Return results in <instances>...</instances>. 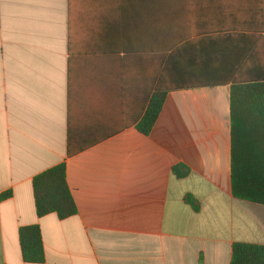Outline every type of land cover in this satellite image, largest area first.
Returning a JSON list of instances; mask_svg holds the SVG:
<instances>
[{"label":"crops","instance_id":"1","mask_svg":"<svg viewBox=\"0 0 264 264\" xmlns=\"http://www.w3.org/2000/svg\"><path fill=\"white\" fill-rule=\"evenodd\" d=\"M182 38L198 86L169 90L144 135ZM258 46L264 0H0V264H31L28 226L39 264H230L235 243L264 246V206L231 180L233 69ZM62 163L78 212L40 218L33 180Z\"/></svg>","mask_w":264,"mask_h":264},{"label":"trees","instance_id":"2","mask_svg":"<svg viewBox=\"0 0 264 264\" xmlns=\"http://www.w3.org/2000/svg\"><path fill=\"white\" fill-rule=\"evenodd\" d=\"M260 47L252 51L242 67L238 63L233 69L238 75L231 83V180L232 193L236 199L264 206V53ZM188 52L189 43L182 38L178 47L168 57L164 69L167 71L171 67L173 74L177 76L170 81L165 79L164 74L162 84L157 85V91L138 126L142 134L149 135L152 132L169 90L198 86V82H192V79L190 81L186 76ZM248 52L250 51L245 49L244 53L240 54L241 62L248 56ZM194 79L202 78L196 76ZM173 172L183 178L188 175L189 170L181 165L175 167ZM33 190L36 213L40 218L56 214L59 219L64 220L77 214V206L67 182L65 163L35 177ZM10 197L11 192H6L0 199ZM191 203L195 209L198 208L196 203ZM19 240L24 262H44L45 251L38 226L21 228ZM230 264H264V246L235 243Z\"/></svg>","mask_w":264,"mask_h":264},{"label":"rangeland","instance_id":"3","mask_svg":"<svg viewBox=\"0 0 264 264\" xmlns=\"http://www.w3.org/2000/svg\"><path fill=\"white\" fill-rule=\"evenodd\" d=\"M171 0H163V2H170ZM169 9H170V5H166V4H164V11H169ZM180 23H183V21H180ZM164 25L166 26V27H170L171 26V18H166L165 20H164Z\"/></svg>","mask_w":264,"mask_h":264}]
</instances>
